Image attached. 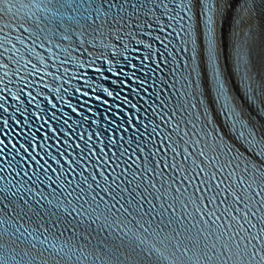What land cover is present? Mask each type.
Returning a JSON list of instances; mask_svg holds the SVG:
<instances>
[{
  "label": "snow or ice",
  "instance_id": "6c2138e0",
  "mask_svg": "<svg viewBox=\"0 0 264 264\" xmlns=\"http://www.w3.org/2000/svg\"><path fill=\"white\" fill-rule=\"evenodd\" d=\"M0 264H264V0H0Z\"/></svg>",
  "mask_w": 264,
  "mask_h": 264
}]
</instances>
